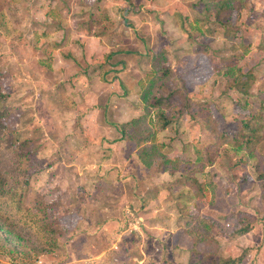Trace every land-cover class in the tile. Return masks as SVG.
Here are the masks:
<instances>
[{
  "label": "rangeland",
  "instance_id": "374dc122",
  "mask_svg": "<svg viewBox=\"0 0 264 264\" xmlns=\"http://www.w3.org/2000/svg\"><path fill=\"white\" fill-rule=\"evenodd\" d=\"M205 1L0 0L9 123L31 140V186L65 228L47 252L0 222L14 257L0 252V264H218L245 248L238 264H264V0H233L220 14ZM160 50L168 87L178 89L160 140L168 156L204 166L193 175L207 204L179 170L147 167L119 131L143 114L138 80ZM252 112L261 114L260 140L237 150L231 133ZM17 160L1 153L0 170L10 174ZM201 215L215 224L205 250L188 231ZM246 217L254 226L239 233Z\"/></svg>",
  "mask_w": 264,
  "mask_h": 264
},
{
  "label": "trees",
  "instance_id": "16d2710c",
  "mask_svg": "<svg viewBox=\"0 0 264 264\" xmlns=\"http://www.w3.org/2000/svg\"><path fill=\"white\" fill-rule=\"evenodd\" d=\"M233 4V0H206V9L216 8L218 13L226 11ZM5 23L0 15V25ZM226 35L232 37L234 30L231 24H224ZM7 29V28H6ZM150 70L139 78V96L143 102V114L134 117L119 126L121 137L135 143L140 160L147 166L156 165L159 171L174 172L179 170L184 183L196 191L202 204L209 201V190L205 184L193 175L194 172H204V166L194 163L189 166V160L179 156H168V144L160 140L161 131L165 130L172 119L168 113L173 94L177 88L170 89L168 80L172 78V69L164 50L154 53L151 57ZM236 69L228 68V75L234 74ZM239 71V70H238ZM246 77L243 74V78ZM239 84H244L242 77H236ZM246 94V91L243 92ZM11 89L0 73V155L8 151L17 157V163L8 170L10 174L0 170V222L8 226H17L18 229L29 232L41 246V251L52 252L59 247V239L65 233L60 217L53 212L55 204L46 202L44 195L31 186L30 178L35 172V162L31 147V140H21L16 130L9 123L10 108L7 104ZM244 107L248 105L245 99ZM261 109V113L264 112ZM253 111V110H252ZM260 112H252L251 116L242 120L241 130L234 131L233 146L237 150L252 149L259 142V133L263 127L260 124ZM252 152V151H250ZM3 168V166H2ZM210 181V180H209ZM264 185V183H263ZM215 224L209 218L201 215L189 222L188 231L194 238L195 248L199 245L203 249L209 248L216 241L212 231ZM248 217L242 220L239 233H246L253 228ZM17 234V233H16ZM13 250V249H12ZM12 250L4 243H0V252L11 256ZM248 248L238 257H220L218 264H238L248 253ZM14 257L11 256V259Z\"/></svg>",
  "mask_w": 264,
  "mask_h": 264
}]
</instances>
